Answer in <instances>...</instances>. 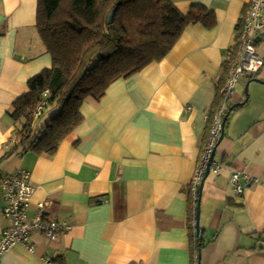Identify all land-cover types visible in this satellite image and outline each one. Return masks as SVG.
Returning <instances> with one entry per match:
<instances>
[{"label":"crops","instance_id":"crops-1","mask_svg":"<svg viewBox=\"0 0 264 264\" xmlns=\"http://www.w3.org/2000/svg\"><path fill=\"white\" fill-rule=\"evenodd\" d=\"M171 1L183 14L202 6L215 25L190 24L161 61L114 81L100 101L86 100L80 124L55 154L0 161V177L29 173V217L43 203L70 226L55 241L33 234V253L16 245L0 264H192L188 222L196 211L188 195L224 63L251 0ZM36 6L0 0V159L14 143L13 101L51 66ZM255 52L263 66L236 83L229 104L242 105L228 114L213 160L220 168H210L202 188L198 264H264V186L242 179L239 195L230 184L234 171L264 179V35ZM3 206L0 190V237L8 226Z\"/></svg>","mask_w":264,"mask_h":264},{"label":"trees","instance_id":"trees-1","mask_svg":"<svg viewBox=\"0 0 264 264\" xmlns=\"http://www.w3.org/2000/svg\"><path fill=\"white\" fill-rule=\"evenodd\" d=\"M112 10V23L108 24ZM195 23L211 28L215 19L198 5L183 14L171 0H37L35 27L51 57V66L30 78L26 91L13 101L10 116L16 124L14 143L0 161L27 152L55 154L60 143L80 124V107L86 100L100 101L114 81L127 79L161 61L183 31ZM239 28L240 25L237 43ZM237 59L236 44L216 88L207 119L208 136L225 103L229 71ZM46 104L55 105L57 112L44 127L35 129L34 122ZM232 106L228 104L222 121ZM188 196L191 205L192 196ZM192 221L194 214L188 222L191 261L193 255L199 260L204 247L203 239L192 233Z\"/></svg>","mask_w":264,"mask_h":264},{"label":"built area","instance_id":"built-area-1","mask_svg":"<svg viewBox=\"0 0 264 264\" xmlns=\"http://www.w3.org/2000/svg\"><path fill=\"white\" fill-rule=\"evenodd\" d=\"M239 31L237 43L238 59L229 71L225 89V103L217 116L201 158L200 166L192 180L191 208L193 212L196 210L195 201L197 199L196 195L199 184L212 150L219 138L222 116L227 110L235 85L243 74L253 76L263 66V60L257 56L255 48L257 40L264 35V0L250 1L248 10L240 23ZM41 109L42 107L40 106L36 115H39ZM210 168L213 173H217L220 166L212 162ZM242 179L245 183L264 186V179L249 177L234 171L230 178V184L239 195L244 190V185L241 184ZM0 190L4 203L2 215L8 222V226L3 230L0 237V258L16 245H21L29 253H33L34 247L30 243V238L33 234H40L51 241H55L60 234L70 229V226L66 222L55 220L50 216L46 212L43 203L36 204L35 213L29 217L28 209L33 195V188L30 185L29 173L27 171L16 170L11 174L0 177ZM192 233L196 237L195 229ZM44 262L46 264H54L48 258L44 259ZM192 264H198L196 255L192 257Z\"/></svg>","mask_w":264,"mask_h":264},{"label":"water","instance_id":"water-1","mask_svg":"<svg viewBox=\"0 0 264 264\" xmlns=\"http://www.w3.org/2000/svg\"><path fill=\"white\" fill-rule=\"evenodd\" d=\"M113 15H114V10H112L109 15H108V21L107 23L108 24H111L112 23V19H113ZM260 38L257 40V42H259ZM254 82H259L258 80H253ZM247 86L248 84L246 85V90H247ZM245 90V91H246ZM245 95H246V99H247V92H245ZM242 105V103H238V104H234L230 109H229V112H231L234 108L238 107ZM228 112V114H229ZM228 114L225 115V117L223 118V121H222V124H221V131H220V135H219V138L212 150V153L209 157V160H208V163L206 164V168H205V171H204V175L203 177L201 178V181H200V184H199V188H198V194H197V204H196V213H195V235L197 238L201 239L202 236H201V230L199 228V216H200V197H201V193H202V188H203V185H204V182L205 180L207 179L208 175H209V170H210V166L214 160V156H215V151H216V147L218 146V144L221 142L222 138H223V129H224V125H225V122H226V119L228 117Z\"/></svg>","mask_w":264,"mask_h":264},{"label":"rangeland","instance_id":"rangeland-1","mask_svg":"<svg viewBox=\"0 0 264 264\" xmlns=\"http://www.w3.org/2000/svg\"><path fill=\"white\" fill-rule=\"evenodd\" d=\"M93 63H96V59H94ZM57 112V107L55 105H48L46 104L43 109L41 110V117L36 119L34 122V128L39 129L41 127H44L45 123H47L49 117H51L53 114ZM212 177V174L210 175Z\"/></svg>","mask_w":264,"mask_h":264}]
</instances>
